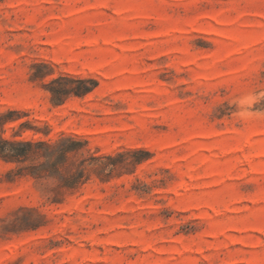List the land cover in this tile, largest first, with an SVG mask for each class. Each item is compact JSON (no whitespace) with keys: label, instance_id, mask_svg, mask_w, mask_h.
Listing matches in <instances>:
<instances>
[{"label":"rangeland","instance_id":"rangeland-1","mask_svg":"<svg viewBox=\"0 0 264 264\" xmlns=\"http://www.w3.org/2000/svg\"><path fill=\"white\" fill-rule=\"evenodd\" d=\"M59 76L97 87L53 105ZM253 89L264 0H1L5 135L28 122L115 166L51 203L0 160V264H264V120L227 103Z\"/></svg>","mask_w":264,"mask_h":264},{"label":"trees","instance_id":"trees-1","mask_svg":"<svg viewBox=\"0 0 264 264\" xmlns=\"http://www.w3.org/2000/svg\"><path fill=\"white\" fill-rule=\"evenodd\" d=\"M40 65L35 64L33 67ZM96 87L97 82L90 78L59 76L50 80L45 90L49 94L50 102L60 105L67 98L82 97ZM19 115L17 110L0 113V160L14 166L11 172L15 176H29L36 181L51 180L53 185L47 188L51 203H60L66 191L81 187L89 181L91 173H95L101 181L108 178L103 171L109 164L115 166L112 162L115 157L94 156L87 141L83 139L64 134L55 140L26 139L22 137L23 132L32 129L28 122L18 123L14 132L6 136L4 127L8 123L16 122ZM129 152L144 153L139 150ZM100 159L107 163L94 167L93 161ZM144 159L146 158H139L136 162Z\"/></svg>","mask_w":264,"mask_h":264},{"label":"clouds","instance_id":"clouds-1","mask_svg":"<svg viewBox=\"0 0 264 264\" xmlns=\"http://www.w3.org/2000/svg\"><path fill=\"white\" fill-rule=\"evenodd\" d=\"M228 106L238 126L264 120V89H253L231 97ZM261 106V107H258Z\"/></svg>","mask_w":264,"mask_h":264}]
</instances>
